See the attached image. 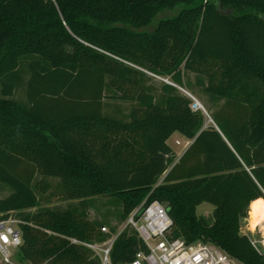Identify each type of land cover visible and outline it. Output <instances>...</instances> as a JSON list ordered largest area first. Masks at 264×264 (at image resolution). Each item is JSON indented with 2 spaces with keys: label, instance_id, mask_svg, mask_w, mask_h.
Here are the masks:
<instances>
[{
  "label": "trees",
  "instance_id": "trees-1",
  "mask_svg": "<svg viewBox=\"0 0 264 264\" xmlns=\"http://www.w3.org/2000/svg\"><path fill=\"white\" fill-rule=\"evenodd\" d=\"M191 74L216 107L210 123L181 90L195 88ZM175 132L192 141L177 161ZM0 182L12 190L0 220H21L24 264H102L84 243L117 231L109 210L89 217L105 196L119 223L158 200L170 237L264 264L241 232L264 198V0H0ZM54 187L66 208L25 212ZM141 251L125 228L111 259Z\"/></svg>",
  "mask_w": 264,
  "mask_h": 264
},
{
  "label": "built area",
  "instance_id": "built-area-1",
  "mask_svg": "<svg viewBox=\"0 0 264 264\" xmlns=\"http://www.w3.org/2000/svg\"><path fill=\"white\" fill-rule=\"evenodd\" d=\"M165 81L172 83L166 78ZM187 94L194 100V110L207 113L205 107L191 93ZM20 222L21 220L14 216L0 220V264H24L16 258L22 244ZM172 226L173 220L164 204L158 200L145 201L129 214L120 229L111 233L106 241L84 244L99 255L102 264H115L111 259L114 241L122 230L131 228L145 241L149 251L137 253L131 262L118 264H243L213 243L201 240L188 243L181 237H170ZM260 228V239L249 237L252 244L260 252H264V223ZM103 230L110 232L108 227H103Z\"/></svg>",
  "mask_w": 264,
  "mask_h": 264
},
{
  "label": "rangeland",
  "instance_id": "rangeland-1",
  "mask_svg": "<svg viewBox=\"0 0 264 264\" xmlns=\"http://www.w3.org/2000/svg\"><path fill=\"white\" fill-rule=\"evenodd\" d=\"M174 11H168L166 10L165 12H162L159 14L158 19L164 16H169L174 14ZM156 23H154L155 25ZM154 25H152L151 27L147 28L148 30H152L154 29ZM191 77V81L195 84L196 78L194 74L190 75ZM168 79V78H166ZM165 80L164 78H157V81H162ZM169 80V79H168ZM170 81V80H169ZM182 91H184L186 94L187 92L191 93L197 100H199V102L205 107L207 113V122L210 123L212 122L210 114H209V109L213 110L216 107L211 103L209 96L202 90L201 87L197 86L195 84V88H193L192 90H188L187 88H183L181 89ZM20 95V94H19ZM188 95V94H187ZM189 96V95H188ZM194 101V100H193ZM112 105L109 107L112 110H115L117 108L121 109L122 112L126 113L130 111L131 108V102H125V101H121V100H112ZM179 135V137H178ZM168 143L171 145V147L173 148L175 154H176V159H178V157L183 154L185 148L187 147L188 143L186 141V139L184 138V136H182V134L175 132L169 139H168ZM56 182H54L55 184ZM11 188L3 183L0 182V196L4 197L6 195H8L11 192ZM42 199V203L39 207H34L31 209H27L25 210V212L27 211H36L38 210V208L40 207H60V208H66L70 201L64 200L61 195L59 194L58 190L54 187L52 188L49 192H47L46 194H44ZM111 198L109 196H105V197H97L96 201H95V206L90 208L89 210V217L92 219H103V214L106 213L108 210L111 212L110 218H111V225L117 226V230L120 229V227L123 225V222H118L115 214H116V205L111 204L110 203ZM76 202V201H75ZM214 211V206L210 203L204 202L201 205L198 206L197 208V212L198 214L204 215L206 218H211L212 214ZM15 216H18L19 213L15 212L14 213ZM250 215H251V211L249 210L248 216L246 218H243L242 223H241V232L248 234L249 236H253L256 237L257 239H260L262 237V232H261V228L260 226L256 227V228H252L251 227V223H250ZM108 225V229L110 230V226ZM108 232V231H105Z\"/></svg>",
  "mask_w": 264,
  "mask_h": 264
},
{
  "label": "bare ground",
  "instance_id": "bare-ground-1",
  "mask_svg": "<svg viewBox=\"0 0 264 264\" xmlns=\"http://www.w3.org/2000/svg\"><path fill=\"white\" fill-rule=\"evenodd\" d=\"M199 101V100H198ZM250 223L252 228L261 226L264 223V198L260 197L250 204Z\"/></svg>",
  "mask_w": 264,
  "mask_h": 264
},
{
  "label": "crops",
  "instance_id": "crops-1",
  "mask_svg": "<svg viewBox=\"0 0 264 264\" xmlns=\"http://www.w3.org/2000/svg\"><path fill=\"white\" fill-rule=\"evenodd\" d=\"M182 136H183V135H182ZM178 137H179V135H178ZM184 138L186 139V141H187V143H188V145H187V147H188L192 141L189 140V139L186 138V137H184ZM187 147L185 148V150L187 149ZM185 150H184V151H185ZM181 155H182V154H181ZM181 155H180V156H181ZM180 156L178 157V159L180 158ZM178 159H176V161H177ZM255 200H256V199H255ZM252 202H254V200H253ZM252 202H251V203H252Z\"/></svg>",
  "mask_w": 264,
  "mask_h": 264
},
{
  "label": "water",
  "instance_id": "water-1",
  "mask_svg": "<svg viewBox=\"0 0 264 264\" xmlns=\"http://www.w3.org/2000/svg\"><path fill=\"white\" fill-rule=\"evenodd\" d=\"M182 89V88H181Z\"/></svg>",
  "mask_w": 264,
  "mask_h": 264
}]
</instances>
